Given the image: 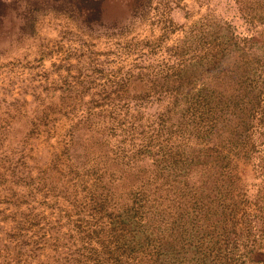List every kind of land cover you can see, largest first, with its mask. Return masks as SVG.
Masks as SVG:
<instances>
[{
  "label": "rangeland",
  "instance_id": "374dc122",
  "mask_svg": "<svg viewBox=\"0 0 264 264\" xmlns=\"http://www.w3.org/2000/svg\"><path fill=\"white\" fill-rule=\"evenodd\" d=\"M4 0L0 264H264V0Z\"/></svg>",
  "mask_w": 264,
  "mask_h": 264
},
{
  "label": "trees",
  "instance_id": "16d2710c",
  "mask_svg": "<svg viewBox=\"0 0 264 264\" xmlns=\"http://www.w3.org/2000/svg\"><path fill=\"white\" fill-rule=\"evenodd\" d=\"M83 5H80L81 8L88 10L87 16L92 19L101 18V3L102 0H81ZM4 4V0H0V6Z\"/></svg>",
  "mask_w": 264,
  "mask_h": 264
}]
</instances>
